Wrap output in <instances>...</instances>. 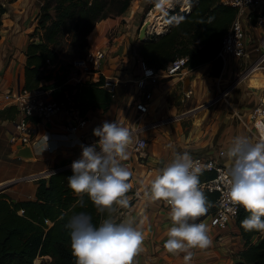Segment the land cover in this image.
<instances>
[{
	"label": "crops",
	"instance_id": "1",
	"mask_svg": "<svg viewBox=\"0 0 264 264\" xmlns=\"http://www.w3.org/2000/svg\"><path fill=\"white\" fill-rule=\"evenodd\" d=\"M42 1H3L7 9L2 14V24L0 26V185L4 186L2 187L3 190L6 189L16 198L35 195L32 187L31 190L27 191L24 186L29 180H35L33 186L36 187V180L39 177L25 179L29 174L46 171L64 159L74 160L79 158L82 153V145H92L99 139L93 134V129L101 126L105 120H118L124 126L133 129L135 116L139 113L136 106V96L137 92L141 93L136 80L144 73L147 66L139 53L138 44L135 43L137 46H134L131 39L135 36L139 37L140 26L137 33L134 31V27L142 24L144 6L147 2L150 3L151 0H132L127 9L120 14L125 17L126 22H118L117 31L106 38L104 36L103 40L100 39V34L106 32L105 24L95 35V39L98 40L99 38L102 41L100 45H106L107 54L103 65L107 75H115L117 78V88L109 108L92 107L87 110L88 122L78 132V138L76 139H69L63 130L66 118L64 109H61L50 120L34 119L33 131L29 140L34 147V156L26 158L16 155L15 150L25 142L20 139H11L14 130L12 116L17 106L6 96V92L15 91L17 87L24 83L26 49L31 40H40L43 34L42 29H40L41 34L35 35L32 27L33 24L37 23L36 19ZM138 18L139 24H136ZM249 23V27L253 29L251 33L253 35L258 33L259 30L253 27L254 23L251 21ZM128 26H132V28ZM121 35H123L124 41L118 42ZM121 43H124V48L122 54H120L122 56L119 57L118 49ZM131 47H134L133 54L131 53L132 56L130 54L126 55L124 50L127 52V49ZM251 50V52L254 51V49ZM111 51L113 55L117 56L116 58L110 55ZM235 57L234 55H227V60L221 70L223 73L231 69L230 64L233 63ZM211 68L212 62L207 61L169 75H163L162 71L164 69H154L162 76L158 81L148 85L153 90V96L150 98L148 111L142 115L139 122H136V125L149 124L148 127H142L141 133L148 137L152 135L153 139L149 138L145 150L139 156L134 154L130 144L127 159L130 163L125 164L130 168L133 175L129 178L131 188L126 194L129 199V208L123 218L124 220H134L141 227L144 235L141 250L133 258L132 264H185V253L171 254L164 248V243L167 240V230L172 226V221L168 216L170 206L165 205L162 200L153 202L150 199V193H146L151 180L164 164L173 159L174 153L187 151L184 147H178L182 143L181 122L177 112V103L169 99L170 93L180 84L181 80L186 81L187 74H194L202 69H205L204 71L208 74L211 73ZM259 69L260 67L253 68L249 73H259ZM187 86L189 85L187 84ZM186 87L184 90L188 88ZM134 136L133 133L132 141ZM230 142L219 147L217 154L210 151L204 154L219 156L228 165L225 156L220 155V150L225 149ZM196 153L199 152L190 154L194 155ZM33 166L36 168L30 169ZM143 168L145 171H143ZM135 190H140V194L134 195ZM119 207H116L115 214ZM120 211L124 210L121 209ZM210 214L206 213L198 218L197 223H204L205 217ZM210 223L207 226L209 228L208 234L212 240L211 245L205 249H192L193 258L188 264H224L240 258L237 253L244 247L245 242L237 223L232 222L225 229L214 223L213 218ZM258 238L257 235L254 240L256 241ZM38 256L46 260L45 264L51 258L49 255Z\"/></svg>",
	"mask_w": 264,
	"mask_h": 264
},
{
	"label": "trees",
	"instance_id": "2",
	"mask_svg": "<svg viewBox=\"0 0 264 264\" xmlns=\"http://www.w3.org/2000/svg\"><path fill=\"white\" fill-rule=\"evenodd\" d=\"M52 1L45 0L42 5L45 11L39 17V24L44 28L41 39L31 40L26 49L22 89L51 88L57 100L67 103L72 99L83 114L92 107L109 108L114 91L102 84L103 75L99 80L72 82L67 80V71L54 73L53 66L47 71L45 68L57 62L59 50L54 44L60 43L62 36L71 31L83 34L81 42L85 45L103 25L110 8L122 12L131 0ZM51 7L55 13L51 12ZM6 9L0 0V26ZM236 12L235 5L223 0H196L189 10L177 7L174 14L166 17L170 28L142 40L139 53L144 62L155 69L166 68L177 55H188L189 67L211 61V72L219 75L223 59L217 56V52ZM44 78L48 80L46 83ZM17 113L16 108L13 119ZM69 161L64 159L57 165ZM72 174L69 164L47 176H40L32 197L16 198L6 189L0 191V264H45L38 255H49L51 258L47 264H76L69 230L64 225L74 213L79 212L89 213L92 222L99 225L108 218V213L97 212L86 194L83 205L78 203L80 198L68 186V176ZM213 174V171L204 170L199 179ZM204 191L210 201L216 200L217 191ZM114 214L115 211L112 218L120 222ZM247 215L249 213L241 206L236 219L245 242L237 253L240 258L224 264H264V231H245L241 221ZM257 235L259 238L255 241Z\"/></svg>",
	"mask_w": 264,
	"mask_h": 264
},
{
	"label": "clouds",
	"instance_id": "3",
	"mask_svg": "<svg viewBox=\"0 0 264 264\" xmlns=\"http://www.w3.org/2000/svg\"><path fill=\"white\" fill-rule=\"evenodd\" d=\"M257 127L262 136L259 142L238 135L222 153L228 167L223 173L226 191L219 206L233 216L237 206H242L249 213L241 221L245 231H264V124L258 121ZM134 131L118 120H105L93 129L99 138L96 143L82 145L80 157L71 164L73 174L68 176V186L80 198L78 203L83 205L86 194L97 212L108 213L99 225L86 212L74 213L64 225L69 230L76 264H132L141 250V227L132 219L116 222L112 218L116 206L129 205L126 194L133 173L123 161L129 157ZM204 168L189 152H175L151 180L146 193L153 202L163 200L170 206L172 226L167 230L164 248L171 254L185 253V264L193 258L192 249H205L212 243L208 226L197 223L217 206L201 187L199 176Z\"/></svg>",
	"mask_w": 264,
	"mask_h": 264
},
{
	"label": "built area",
	"instance_id": "4",
	"mask_svg": "<svg viewBox=\"0 0 264 264\" xmlns=\"http://www.w3.org/2000/svg\"><path fill=\"white\" fill-rule=\"evenodd\" d=\"M195 1L151 0L150 5L144 12L142 20V23L147 21V38L151 35L167 31L170 28V24L166 19L167 15L174 14V10L177 7L180 9H191ZM223 1L235 5L237 12L223 37L217 56L222 57L223 64L227 60V55H234L239 58L244 57L252 51L249 49L252 43V47L256 53L252 61V67L259 65L264 68V0ZM250 21L254 23V28H261L254 35L249 32ZM106 54L107 49L103 46L96 45L89 47L83 55L75 57L72 60V69L67 73V80L72 82H81L86 79L99 80L103 75L104 81L102 84L115 93L117 78L115 75H107L103 65ZM188 58V55H177L164 68V71H162L163 75L179 73L187 69L189 67L187 64ZM154 69L147 65L144 73L136 80L141 93L136 97V106L139 113L135 116L133 123L135 136L131 147L137 156L142 155L149 142V137L141 133L142 127H148L149 124L136 125V122H139L142 115L148 111L150 98L153 96V90L148 85L158 81L162 76ZM185 92L187 95H191L194 92V87L190 85ZM6 96L14 102L18 109L17 116L13 119L14 130L11 134L12 140L20 139L23 142H30L34 119L50 120L61 109L66 111L63 130L69 139L78 138V132L88 122L86 114L81 112L80 107L72 99L67 103L57 100L53 96L51 88L39 86L30 90H23L22 86H19L15 91H7ZM237 114L248 127L249 131L256 134L258 139H262L261 129L257 127V122L259 121L264 124V98L255 101L244 113L237 110ZM224 150H220V155ZM191 156L194 160L199 161L201 165L205 166L204 170L214 172L212 176L200 180L203 190L218 192L216 200L214 201L217 206L210 208L207 213L213 215V222L219 227L222 229L228 228L230 223H236L237 215L241 208V206H237L236 215L233 216L225 208L219 206V201L226 191V180L224 179L223 173L227 171L228 165L219 156L213 154L196 153ZM73 161L56 165L46 171L32 173L30 177L37 178L48 175L72 164ZM123 163L128 164L130 162L129 160H125ZM138 194H140V190H135L134 195ZM162 202L167 205L163 200ZM225 216L227 217L226 219L223 218Z\"/></svg>",
	"mask_w": 264,
	"mask_h": 264
},
{
	"label": "rangeland",
	"instance_id": "5",
	"mask_svg": "<svg viewBox=\"0 0 264 264\" xmlns=\"http://www.w3.org/2000/svg\"><path fill=\"white\" fill-rule=\"evenodd\" d=\"M44 2L45 0L41 3L40 12L36 19L37 23L32 26L33 33H35V35L41 34V31L44 32L43 26L39 24V17L45 11L42 7ZM52 2L54 3V0ZM149 5L150 3L148 2L145 4L143 13ZM50 10L52 13H55V9L53 7H51ZM120 14L121 12H117L116 9H109L108 15L103 21V25L106 24L105 27L107 29L105 33L100 34V39L102 38L103 40L117 31L118 22H126L125 17ZM136 24H139V18L136 20ZM103 25L98 29V31L103 28ZM139 26L141 27V25H136L134 27V31H136L135 33H137ZM128 27L132 28V26ZM40 29L42 30L40 31ZM257 30L260 31L261 28H258ZM251 31H253L252 27L249 29L250 33ZM74 33L71 31L67 35L62 36L60 43L54 44L59 50V58L56 63L47 66L45 71L53 66L54 73H60L63 71L69 72L72 69V60L75 57L83 55L87 48L95 45L106 48V45H100V42L102 41H100L99 38L98 40L95 39L96 34L93 38H90L85 45H83L81 42L83 34L78 33L77 35ZM122 41H124L123 35H121L118 39V42ZM141 41L142 39L138 36L131 39V43L134 46L136 44L139 46ZM249 47V49H253L251 45ZM133 49L134 47L127 49L129 53L124 50V53L132 56ZM120 54L122 53H118L119 57L122 56ZM110 55L113 58L117 57L112 54V51ZM255 55L256 54L253 51L244 57L233 58V63L230 64L231 66L229 65L231 69L226 70L224 73L221 71L219 75H215L212 72L207 74L204 71L205 69L199 70L194 74L189 73L190 78L189 74H187L186 81L184 82L181 80L180 84L173 89L170 93L169 99L177 103V112L180 118L182 130V143L178 147H184L185 150L190 153H205L210 151L217 154V149L219 147H222L225 143L231 141L233 137L238 135L245 136L252 142L260 141L257 136H254L255 134L249 131L248 127L237 114V110L244 113V111H247L249 107L255 103V101L262 99L264 96V69L260 68L259 73L256 74L249 73L252 69V61ZM117 64L119 65L120 63L118 62ZM246 75L249 78H247ZM252 77L254 78L253 80L251 79ZM47 81L48 80L46 78L43 79L44 83ZM187 84L194 87V92L191 95H187L184 90ZM138 94L139 93L137 92V96ZM153 136L155 137L156 135ZM149 138L153 139L152 135L149 136ZM71 161L73 160L71 159ZM34 168L36 167L33 166L30 169ZM143 171H145L144 168ZM27 178L31 179L30 174L25 179ZM33 183H35V180H29L24 186L25 190H31L30 188L32 187V190L36 192L37 186L34 187ZM2 187L4 186L0 185V191L3 190ZM128 206L119 207L117 213L114 214L115 218H118L120 222L124 220L123 216L126 215V210L129 208ZM121 209L124 211H120ZM212 218L213 215L210 214L208 217H205L206 220L203 222L206 225H209L211 224L210 222Z\"/></svg>",
	"mask_w": 264,
	"mask_h": 264
},
{
	"label": "water",
	"instance_id": "6",
	"mask_svg": "<svg viewBox=\"0 0 264 264\" xmlns=\"http://www.w3.org/2000/svg\"><path fill=\"white\" fill-rule=\"evenodd\" d=\"M146 28H147V21L143 22L141 27H140L139 37L142 40L147 38ZM123 48H124V43H121L120 47L118 49V53H122ZM15 154L19 155V156L26 157V158H32L34 156V147L30 142H25L22 146L18 147L15 150Z\"/></svg>",
	"mask_w": 264,
	"mask_h": 264
},
{
	"label": "bare ground",
	"instance_id": "7",
	"mask_svg": "<svg viewBox=\"0 0 264 264\" xmlns=\"http://www.w3.org/2000/svg\"><path fill=\"white\" fill-rule=\"evenodd\" d=\"M256 67H260V66H259V65H257V66L255 65V66L252 67V69H253V68H256ZM260 68L264 69L263 67H260ZM252 69H251V70H252ZM246 77H247V75H246ZM263 97H264V96H263ZM254 136L256 137V134H255ZM260 140H261V139H260Z\"/></svg>",
	"mask_w": 264,
	"mask_h": 264
}]
</instances>
